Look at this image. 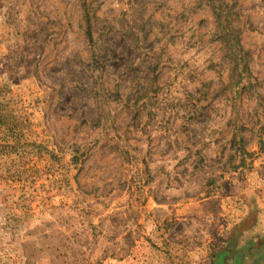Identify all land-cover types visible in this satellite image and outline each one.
Returning a JSON list of instances; mask_svg holds the SVG:
<instances>
[{
    "label": "rangeland",
    "instance_id": "1",
    "mask_svg": "<svg viewBox=\"0 0 264 264\" xmlns=\"http://www.w3.org/2000/svg\"><path fill=\"white\" fill-rule=\"evenodd\" d=\"M257 223L264 0H0V264H264Z\"/></svg>",
    "mask_w": 264,
    "mask_h": 264
},
{
    "label": "crops",
    "instance_id": "2",
    "mask_svg": "<svg viewBox=\"0 0 264 264\" xmlns=\"http://www.w3.org/2000/svg\"><path fill=\"white\" fill-rule=\"evenodd\" d=\"M252 229L254 230L253 233L254 235L262 236L264 234V223L262 226H260L259 223H257L254 226H252Z\"/></svg>",
    "mask_w": 264,
    "mask_h": 264
}]
</instances>
